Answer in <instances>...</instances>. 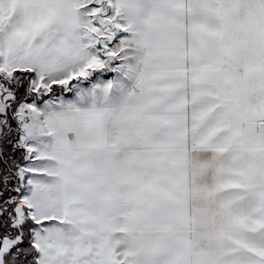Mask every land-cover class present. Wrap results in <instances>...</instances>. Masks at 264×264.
<instances>
[{"label": "snow or ice", "instance_id": "6c2138e0", "mask_svg": "<svg viewBox=\"0 0 264 264\" xmlns=\"http://www.w3.org/2000/svg\"><path fill=\"white\" fill-rule=\"evenodd\" d=\"M0 264H264V0H0Z\"/></svg>", "mask_w": 264, "mask_h": 264}]
</instances>
